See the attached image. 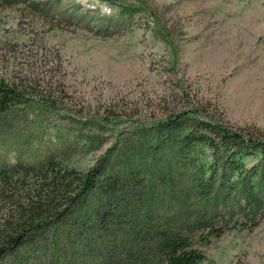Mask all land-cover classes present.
Segmentation results:
<instances>
[{"label": "rangeland", "instance_id": "1", "mask_svg": "<svg viewBox=\"0 0 264 264\" xmlns=\"http://www.w3.org/2000/svg\"><path fill=\"white\" fill-rule=\"evenodd\" d=\"M0 79L18 93L0 111V169L19 180L14 196L0 183V220L34 185L26 166L119 179L18 246L0 240V264H139L164 227L196 264H264V199L243 191L264 195V162L230 171L183 140L197 107L264 128V0H0Z\"/></svg>", "mask_w": 264, "mask_h": 264}, {"label": "trees", "instance_id": "2", "mask_svg": "<svg viewBox=\"0 0 264 264\" xmlns=\"http://www.w3.org/2000/svg\"><path fill=\"white\" fill-rule=\"evenodd\" d=\"M18 93L14 87L0 79V111L4 110L9 101L17 97ZM199 108H193L197 125L196 131L186 132L183 136L185 144L200 141L212 150L211 154L219 165L230 171L244 168L243 157L252 154L259 155V161L264 162V128L245 126H232L224 119L203 118L200 116ZM187 113H189L187 111ZM177 117V116H176ZM167 126L177 125L175 119L169 118L165 123ZM256 162V161H255ZM218 165V164H217ZM253 170L251 175L257 171L255 164H251ZM216 167V165H215ZM13 171L6 168L0 169V183L4 187L12 189L11 182L18 183L13 178ZM35 176L33 187L27 189V194L16 202L1 216L0 240L6 247L18 246L30 231L41 230L48 223L55 221L62 211L79 202L86 195L87 190L101 185L108 190L116 189L119 179H111V182H97V169L86 170L80 173L75 167H62L52 159H47L40 167L26 166L24 175ZM24 176L21 178L20 181ZM260 182L264 191V166L262 165ZM1 186V187H2ZM2 187V188H3ZM245 203H259L263 201L264 195L255 190L253 181L244 186ZM6 189V188H5ZM10 195H16L12 189ZM62 208V209H61ZM61 209V210H58ZM155 242L157 247L156 256L144 259L140 257L139 264H196L203 258V252L189 244L187 237L179 232H170L165 227L156 232ZM132 258L127 264H136Z\"/></svg>", "mask_w": 264, "mask_h": 264}]
</instances>
